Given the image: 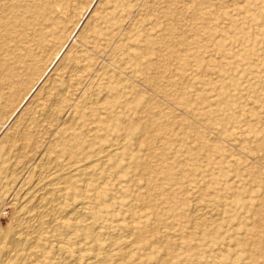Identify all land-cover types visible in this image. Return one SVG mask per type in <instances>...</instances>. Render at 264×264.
Instances as JSON below:
<instances>
[{
  "label": "rangeland",
  "instance_id": "374dc122",
  "mask_svg": "<svg viewBox=\"0 0 264 264\" xmlns=\"http://www.w3.org/2000/svg\"><path fill=\"white\" fill-rule=\"evenodd\" d=\"M41 1L0 30V263L59 264V222L79 264H264V0ZM68 162L85 197L35 193Z\"/></svg>",
  "mask_w": 264,
  "mask_h": 264
},
{
  "label": "bare ground",
  "instance_id": "6f19581e",
  "mask_svg": "<svg viewBox=\"0 0 264 264\" xmlns=\"http://www.w3.org/2000/svg\"><path fill=\"white\" fill-rule=\"evenodd\" d=\"M27 2V0H0V30L2 31V33L3 34H5V35H11V34H13L14 32H15V30H16V28L18 27V26H24V27H26V28H28V27H31V28H33V26H35V21L38 19V17H40L41 16V14L42 13H44L46 10H47V7H46V5H44L43 3V1H41V0H35V1H32L33 3H31V4H27L26 6H22V4L24 3V2ZM56 1V0H55ZM188 5V4H187ZM23 14H25V15H30V14H32V16H33V18L31 19V20H29V19H22V16H23ZM93 27V26H92ZM91 29V28H90ZM82 37V36H81ZM80 37V38H81ZM82 39V38H81ZM82 41V40H81ZM120 58V57H119ZM115 63V62H114ZM64 71V70H63ZM121 76V75H120ZM70 77V76H69ZM196 77V76H195ZM55 78H56V76H55ZM152 88V87H151ZM69 89V88H68ZM63 91V90H62ZM124 91V90H123ZM60 94H62V92L60 93ZM64 94V93H63ZM51 96V95H50ZM58 96V95H57ZM29 98V97H28ZM96 99V98H95ZM97 99H98V97H97ZM52 101V100H51ZM99 101H100V99H99ZM105 101V100H104ZM97 103V102H96ZM99 103V102H98ZM102 103V102H101ZM101 105V104H100ZM20 110V109H19ZM45 117V116H44ZM13 118V117H12ZM178 119V118H177ZM128 147V145H127V143H121V145H119V146H117V147H111V148H107V149H110V150H106V153H105V155H107V158L109 157V156H118V155H120L121 154V152L122 151H127V148ZM77 149V147H71L70 148V150L75 154V150ZM205 153L206 152H208L209 151V147L207 146H204L203 147V149H202ZM127 153V152H126ZM128 154V153H127ZM80 155V154H79ZM104 155V154H103ZM102 155V156H103ZM104 155V156H105ZM50 156V155H49ZM128 156H131V155H128ZM57 157V156H56ZM103 158H106V157H103ZM62 159V158H61ZM140 158L139 157H137V156H131L130 157V161L131 160H134V162L136 161V163L137 162H139L140 160H139ZM105 160V159H104ZM89 162V161H88ZM69 163V162H68ZM87 163V162H86ZM90 163V162H89ZM95 163V162H94ZM107 163V162H106ZM62 164H64V161H63V163ZM66 164V163H65ZM74 164V163H73ZM72 164V165H73ZM91 164V163H90ZM15 165V164H14ZM75 165V164H74ZM83 165V164H82ZM86 165V164H85ZM85 165H83V166H85ZM68 174L66 173V174H64L62 171L60 172H55L56 174H54V175H50V176H48V177H46V178H44L42 181H40V183L38 184V186H37V188H36V192L35 191H31L32 193H38V194H40L41 192H44L45 193V191H48V190H53L54 188H60V190H56L57 192H59V191H61V188L62 187H64V189H63V191H65V193L67 192L68 193V195L69 196H71V197H85V193H83V192H81L80 191V189H79V186L77 185V182H75L74 180V178H75V176L76 175H78L77 174V172H78V167H76V166H71V164L69 163L68 164ZM82 166V167H83ZM59 167V166H58ZM57 167V168H58ZM89 166H87V168H88ZM144 168V170L146 171V170H149V167L148 166H146V165H144L143 166ZM65 168V167H64ZM84 168V167H83ZM86 168V169H87ZM113 168H115L118 172H117V174L115 175L117 178H120V177H122L123 175H125L127 172L125 171V170H122V168L120 167V165H118V164H114V167ZM130 168H132V167H130ZM63 169V168H62ZM89 169V168H88ZM108 169H109V167H108ZM56 170V169H55ZM54 172V171H53ZM89 172H90V170H89ZM92 172V171H91ZM109 172V171H108ZM80 173V172H79ZM93 174L95 173V172H92ZM91 173V174H92ZM162 173H164L165 175V177H167L168 178V169L166 168V167H163L162 168ZM100 174V173H99ZM106 174H108V173H106ZM67 176H69V177H67ZM80 176H85V177H90V175H88V172H84V171H82L81 172V175ZM92 176V175H91ZM108 177V176H107ZM87 179H90V178H87ZM107 180V179H106ZM87 181H89V180H87ZM82 182V181H81ZM103 184H104V182H103ZM102 184V185H103ZM86 185V184H85ZM120 185V184H119ZM85 187V186H84ZM87 187V186H86ZM33 188V187H32ZM126 189L127 188H125L124 187V190L122 189V191H126ZM33 190V189H32ZM54 191V190H53ZM104 191H101L100 192V198H103L104 197V193H103ZM47 193V192H46ZM28 194H30V193H28ZM34 195V197H35V194H33ZM32 195V196H33ZM47 195V194H46ZM54 195V194H53ZM29 196H31V195H29ZM36 196H38V195H36ZM42 196H44V195H42ZM33 197V198H34ZM51 197V196H50ZM53 197V196H52ZM58 197V196H57ZM25 198H27V197H25ZM36 198V197H35ZM203 198V197H202ZM28 199V198H27ZM31 200V199H30ZM47 200V199H46ZM199 200V199H198ZM25 201V200H24ZM24 201H22V202H24ZM28 201V200H27ZM48 201V200H47ZM55 201V200H54ZM53 202V201H52ZM105 201H102V204H105L104 203ZM21 203V202H20ZM45 203H46V201H45ZM18 204V203H17ZM38 204V203H37ZM49 204V203H48ZM51 204V203H50ZM58 204V203H57ZM88 204V203H87ZM20 205V204H19ZM54 205V204H53ZM197 205V204H196ZM83 206V205H82ZM79 207V210H80V208H81V211H80V213H81V215L83 216V218L85 217V218H89L88 217V214L86 213V211H85V208H83V207ZM88 206V205H87ZM86 205H85V207H87ZM42 207V206H41ZM31 208V207H30ZM49 208V206L47 207V205H44V210H46L48 213L47 214H49L50 215V213H51V211H50V213H49V210H52V209H48ZM82 208H83V210H84V212H82L83 210H82ZM96 208H97V206H96ZM17 209V208H16ZM56 209V208H55ZM72 209V208H71ZM98 209V208H97ZM96 209V210H97ZM33 210V209H32ZM39 210H40V207H39ZM86 210H88L87 208H86ZM203 210V209H202ZM42 211V210H41ZM208 211V210H207ZM223 211H224V209H223ZM53 213H54V211H52ZM57 212V211H56ZM88 212V211H87ZM195 212V211H194ZM19 213H21L23 216H24V219H29V220H31V218L32 217H30L28 214V211L26 210V212L25 211H23V208H22V210L19 212ZM31 213V212H30ZM39 213H40V211H39ZM39 213L37 214V216H39ZM75 213V212H74ZM106 213V212H105ZM223 213V212H222ZM33 214H35V213H33ZM41 214H42V212H41ZM40 214V215H41ZM43 214H44V212H43ZM42 214V215H43ZM52 214V213H51ZM56 214V213H55ZM55 214H53V216L55 215ZM71 214H73V213H71ZM22 215H20V216H22ZM48 215V216H49ZM68 215V214H67ZM77 215H79L78 213H77ZM80 215V216H81ZM224 215V214H223ZM57 216V215H56ZM196 216H197V214H196ZM34 217H35V215H34ZM52 217V216H51ZM58 217V216H57ZM39 218H40V216H39ZM172 218V217H171ZM223 218V217H222ZM221 218V219H222ZM24 219H22V220H24ZM34 219V218H33ZM56 219H58V218H56ZM198 219V218H197ZM28 220V221H29ZM35 220H37V219H35ZM43 220V219H42ZM52 220H53V218H52ZM51 220V221H52ZM81 220H82V218H81ZM196 220V219H195ZM88 221H89V219H88ZM88 221H84V223H87ZM26 222V221H25ZM30 222V221H29ZM32 222V221H31ZM30 222V223H31ZM37 222V221H36ZM35 221H34V223H36ZM55 222H57V221H55ZM83 222V221H82ZM197 222V221H196ZM195 222V223H196ZM27 223V222H26ZM30 223H28V224H30ZM33 223V222H32ZM32 223H31V225H32ZM33 223V224H34ZM23 224H24V222H23ZM92 224V223H91ZM193 224H194V222H193ZM25 226H26V224H24ZM30 225V229H32V227L33 226H31ZM42 225H44V224H42ZM54 225V224H53ZM12 226V225H11ZM40 226V225H39ZM55 227H57V230H58V237H54V241H55V244H53V253L52 254H54V256L56 257V260L58 261V263L59 264H79L80 262H82L83 261V259H82V257L81 256H78L77 258L76 257H73V255L71 254V246H73L71 243H72V239H69L68 237H66V235L63 233V229L64 228H67V227H65V225H61L59 222H57L56 223V225L54 226V228ZM50 228V227H49ZM71 228H74V230L76 231V233H77V235H78V233H79V235H78V237H80V238H85V239H87V238H91V236L92 235H94V234H96V232H95V227L93 226V225H90V224H87V225H84V224H76L75 226H73V227H71ZM133 228V227H132ZM25 229V228H24ZM28 229H29V225H28ZM27 229V230H28ZM35 230V229H34ZM46 230H47V228H46ZM23 231V230H22ZM32 231V230H31ZM166 231V230H165ZM171 231V230H170ZM9 233V232H8ZM12 233V232H11ZM10 233V234H11ZM31 233V232H30ZM37 233V232H36ZM5 234V233H4ZM10 234H7V235H4V236H2V237H0V255H2V256H0V260H1V257L3 258V255L6 253V251H7V247L8 246H10L9 244H11V248H12V244H16V245H20V243L22 244V242H23V239H22V237H20V236H18V235H16V234H14V235H10ZM46 234H48L47 232H46ZM50 234H51V232H50ZM71 234V233H70ZM98 234V233H97ZM96 234V235H97ZM65 235V237L64 238H62V236H64ZM40 236V235H39ZM69 236V235H68ZM129 236V235H128ZM127 236V237H128ZM93 237H95V239L96 238H98V236H93ZM34 238V237H33ZM141 238H143V235L141 236ZM141 238L139 239V240H137V243L139 244V248L140 249H142V248H144L145 247V242H144V240L142 239L141 240ZM25 241H27L26 239H25ZM36 241H38V240H36ZM94 241H96V240H94ZM24 243V242H23ZM52 243H54V242H52ZM78 243H80V242H78ZM25 244V243H24ZM128 248V247H127ZM14 249V248H13ZM16 249H17V247H16ZM16 249H14V251H16ZM85 249V248H84ZM98 250V249H97ZM13 251V252H14ZM12 252V251H11ZM127 252V251H126ZM16 252H14V254H15ZM80 253V252H79ZM79 253H77L78 255H79ZM13 254V255H14ZM17 254V253H16ZM15 254V255H16ZM14 255V256H15ZM5 256V255H4ZM10 256H12V255H10ZM9 256V257H10ZM13 256V257H14ZM12 257V258H13ZM101 257V256H100ZM100 257H97V255H96V257H94V258H92V260L90 259V260H88V261H86V262H84V264H101V263H103V258H100ZM4 260V259H3ZM11 260V259H10ZM14 260H15V258H14ZM32 260V259H31ZM38 260V259H37ZM2 261V260H1ZM0 261V262H1ZM124 261V260H123ZM13 262V261H12ZM1 264V263H0ZM4 264V263H3ZM12 264H15V262H13Z\"/></svg>",
  "mask_w": 264,
  "mask_h": 264
}]
</instances>
